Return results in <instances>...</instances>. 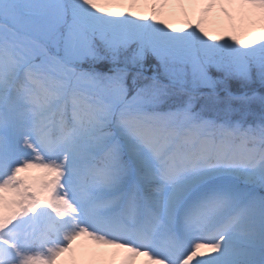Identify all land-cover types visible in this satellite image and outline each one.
Masks as SVG:
<instances>
[{
    "label": "snow or ice",
    "instance_id": "1",
    "mask_svg": "<svg viewBox=\"0 0 264 264\" xmlns=\"http://www.w3.org/2000/svg\"><path fill=\"white\" fill-rule=\"evenodd\" d=\"M257 86L264 0H0V264H264Z\"/></svg>",
    "mask_w": 264,
    "mask_h": 264
},
{
    "label": "trees",
    "instance_id": "2",
    "mask_svg": "<svg viewBox=\"0 0 264 264\" xmlns=\"http://www.w3.org/2000/svg\"><path fill=\"white\" fill-rule=\"evenodd\" d=\"M238 90H240V86L239 85H237V84H234L233 85V91H238ZM258 92H260L261 94H264V89H261L259 86H257V89H256ZM254 107V109H256V110H258V105H254L253 106Z\"/></svg>",
    "mask_w": 264,
    "mask_h": 264
}]
</instances>
